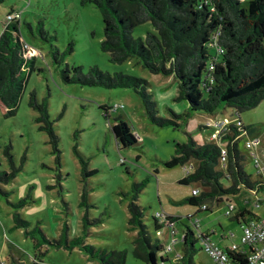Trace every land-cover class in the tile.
<instances>
[{"label": "rangeland", "instance_id": "1", "mask_svg": "<svg viewBox=\"0 0 264 264\" xmlns=\"http://www.w3.org/2000/svg\"><path fill=\"white\" fill-rule=\"evenodd\" d=\"M248 1L242 0L243 7H247ZM12 11L21 13L18 24L27 44L23 58L33 57V71L14 116H6V109L0 103V170L8 173L13 172L12 168L16 170L12 181L0 184V264H98L78 246L68 248L74 239L95 249L124 252V264H145L136 253L138 235L136 227L129 224L130 203L143 209V224L151 241L157 240L163 246L168 243L167 231L154 228L156 213L180 218L176 230L178 237L181 236L190 224L186 217L196 210L187 202L192 190H198L201 196L210 189L196 183H178L184 177V168H192L190 173L196 169L194 160L172 169L165 168L163 162L174 155L175 144L186 143L188 137L200 145L211 143L212 130L203 126L222 119L231 121L237 115L224 106L213 114L190 112L187 103L179 100L174 74H153L134 59L111 63L100 47L102 16L92 3L2 0L0 34L8 24L6 16ZM148 33L157 34L150 22L135 27L132 36L143 40ZM53 52H58L59 63ZM210 53L213 55V50ZM65 66L81 67L84 75L96 67L111 77L123 73L144 80L146 92L156 103L157 116L170 124L159 127L152 123L132 88L66 83L62 77ZM165 69H170V65ZM32 91L39 101L46 100L53 134L58 138L56 145L44 131L46 125L37 123L40 113L28 106ZM117 118L128 124L140 143L125 149L117 146L111 132ZM239 118L244 127L255 126L253 135L261 140L255 151L264 164V100ZM232 133L231 138L236 136V132ZM248 139V135L240 137L237 148L244 158V171L253 182L260 178L245 148ZM8 146L12 165L4 154ZM88 172L92 173L86 175ZM142 182L144 187L138 190ZM228 186L225 184L224 188ZM83 192L87 195L85 201ZM229 197L226 202H236L234 197ZM251 198V210L258 217L264 216V203L260 208L254 206L256 198L264 200V194H251ZM25 199L27 205L13 208L12 205ZM217 199L223 200L217 195L213 201ZM205 202L212 209L197 216L201 230L214 231L212 239L222 248L240 244V229L224 215L225 206L216 207L212 200ZM13 213L30 223L28 231L37 228L50 244L58 245L43 243L37 231L24 236V229L15 228ZM190 229L197 236L192 225ZM220 234H233V237L222 242ZM35 241H40L41 247L35 248ZM174 249L181 253L180 243ZM195 249V264H214L198 243ZM173 256L174 252L170 257ZM182 261L183 258L178 263Z\"/></svg>", "mask_w": 264, "mask_h": 264}, {"label": "trees", "instance_id": "2", "mask_svg": "<svg viewBox=\"0 0 264 264\" xmlns=\"http://www.w3.org/2000/svg\"><path fill=\"white\" fill-rule=\"evenodd\" d=\"M83 3H92L101 13L103 41L100 47L109 55V61L120 64L134 59L153 74H174L178 82L179 100L187 103L190 112L213 114L220 106H224L239 116L255 109L264 100V0H249L247 7H243L242 0H83ZM18 21L6 24L0 34V103L5 107L8 117L14 116L33 71V57L23 58L26 51L24 46L27 44L21 36ZM146 22L152 24L157 34L148 33L143 40L133 38V29ZM27 27L30 28V25ZM213 43L224 52L220 58L210 46ZM212 50L213 55L210 53ZM53 57L57 63L60 62L58 52H53ZM167 64L170 65L168 70L165 69ZM62 77L66 83L84 86L132 88L139 95L146 116L152 123L159 127L170 124L157 116L156 103L151 94L146 92L144 80L123 73L111 77L96 67L90 68L88 74L84 75L81 67L65 66ZM28 106L40 113L37 123L43 122L46 125L43 129L56 145L58 138L53 134L46 100L39 101L32 91ZM203 128L210 130L207 125ZM111 132L120 149L140 143L121 118H117ZM238 134L236 132L235 138L223 136V140L232 141L227 147L229 156L224 170L218 167L219 148L213 143L200 145L191 137H188L186 143L175 144L174 155L164 161L163 166L172 169L183 166L190 159L194 160L197 163L196 169L178 183H196L210 191L189 198L188 204L199 207L205 200H212L217 195L232 196L236 208L226 217L241 226L248 219L258 217L247 210L252 200L244 201L243 195L249 194L251 197V194H264V182L260 179L251 182L250 176L244 171V158L237 148ZM10 149L8 146L4 154L12 165ZM12 171L8 173L0 170V184H8L15 178L16 170L12 168ZM144 184L142 182L137 189L143 188ZM225 184L229 186L224 188ZM86 196V192H83V201ZM27 203L25 199L12 206L18 209ZM129 212V224L136 227L138 235L137 256L145 264L168 263L167 258L170 256H163V245L157 240L151 241L149 237L147 227L143 224V209L130 203ZM12 219L16 229L25 230L24 236L29 237L37 231L43 243L58 245L50 244L37 228L28 231L30 223L21 219L18 213H13ZM189 219H193V216L186 217L187 221ZM167 220L176 224L180 218L169 216ZM154 228L159 231L165 229V225L159 224L154 217ZM201 238H209V235L201 234ZM197 243V237L185 226L180 242L184 259L182 264H192ZM34 246L41 247L40 241H35ZM74 246H78L89 259L96 260L98 264L125 263L124 252L95 249L83 244L80 239H74L68 244L69 249ZM227 255L235 264L245 262L242 255L231 252Z\"/></svg>", "mask_w": 264, "mask_h": 264}, {"label": "built area", "instance_id": "3", "mask_svg": "<svg viewBox=\"0 0 264 264\" xmlns=\"http://www.w3.org/2000/svg\"><path fill=\"white\" fill-rule=\"evenodd\" d=\"M20 13L11 12L6 16V21L9 23L10 21H18L20 20ZM217 54L220 56L224 54L223 50L216 45V43L211 44ZM212 133L210 135V142L215 144L219 148L218 155V167L220 170L226 169V165L228 162V149L227 147L232 144V141L229 139L223 140V136H232V132H238L236 139L246 135L243 126L241 125V121L239 116H236L233 120L228 121L226 119L218 120L213 125H207ZM230 136V138H231ZM232 138H235L232 137ZM261 140L257 136L249 137V139L245 143V148L249 152V157L252 160L253 167L255 169L256 175L262 180H264V164H261L258 156L256 154V148L260 144ZM192 168H184V175L190 173ZM192 197H198L199 191L192 190ZM264 203V200L260 198H256L254 206L256 208H260L261 204ZM226 209L224 212L225 216H230L236 205L233 202H227L225 205ZM199 210L201 211H209L212 207L203 202L199 205ZM159 224L165 225V230L168 235V243L163 246V256L168 257L174 252L173 257L167 258L168 263L165 264H180L182 255L179 252H175L174 247L176 244L181 242L183 235L178 237V232L176 230V224L174 222H169L167 218L168 215L164 213H156L154 216ZM190 225H192L197 231V239L200 245V249L205 252L214 262V264H235L229 260L228 253H236L244 256L245 262L243 264H264V216L256 217L253 219H248L246 223L241 225V235H240V244H232L228 248H221L215 242H213L210 238H201V232L199 231V224L197 220L189 219ZM203 235V234H202ZM192 264H195L194 260Z\"/></svg>", "mask_w": 264, "mask_h": 264}, {"label": "crops", "instance_id": "4", "mask_svg": "<svg viewBox=\"0 0 264 264\" xmlns=\"http://www.w3.org/2000/svg\"><path fill=\"white\" fill-rule=\"evenodd\" d=\"M240 119V118H239ZM240 121H241V119H240ZM241 125H242V123H241ZM243 126V125H242ZM243 129L245 130V134L246 135H248L249 137H253L254 135H253V133H254V130H255V126L254 125H248V127H244L243 126ZM185 176V175H184ZM243 197H244V201H247V200H252V198L249 196V194H246V195H243ZM227 198H230L229 196H222V201L221 200H219V199H217L216 201H213V199H212V202L216 205V207H218L219 205H226L225 204V202L226 201H228L229 199H227ZM206 203V202H205ZM227 203V202H226ZM207 204H209V203H207ZM226 208V207H225ZM247 210L250 212V213H254L252 210H251V208H250V205L247 207ZM201 212H205V211H201V210H199V208L198 207H196V210L193 212V213H191L190 214V216H193V221L194 220H197V216L201 213ZM210 213V212H209ZM198 221V224H199V231L202 233V234H207V235H209V238L213 241V239H212V236L215 234V232L214 231H207V230H201V226H200V223H199V220H197ZM236 223V222H235ZM237 224V223H236ZM186 226H188L189 228H190V224H187ZM237 226H238V228L240 229V232H241V226L239 225V224H237ZM193 232V231H192ZM184 233V232H183ZM183 233L181 234V236L183 235ZM180 236V237H181ZM233 237V234H229V235H227V236H225L224 234L222 235V234H220V239H221V241L223 242V240L224 239H229V238H232ZM214 242V241H213ZM215 244H217V243H215ZM218 245V244H217ZM218 246H220V245H218ZM221 247V246H220ZM229 246H224L223 248H228ZM222 248V247H221ZM182 250V249H181ZM181 254L183 255V252L181 251ZM195 256V255H194ZM194 258V257H193ZM194 260V259H193Z\"/></svg>", "mask_w": 264, "mask_h": 264}]
</instances>
